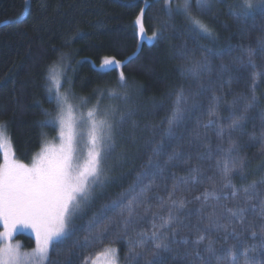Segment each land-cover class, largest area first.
Segmentation results:
<instances>
[{
  "label": "snow or ice",
  "instance_id": "1",
  "mask_svg": "<svg viewBox=\"0 0 264 264\" xmlns=\"http://www.w3.org/2000/svg\"><path fill=\"white\" fill-rule=\"evenodd\" d=\"M218 2L181 0L173 7V0H165L164 12L169 19L180 16L194 38L215 40L216 31L204 17L216 19ZM256 9L264 11V0H239L235 8L229 7V15L240 22L254 15ZM145 10L142 8L135 20L140 40L163 39L167 24L146 36ZM261 31L264 33V26ZM258 52L264 55V35L257 37L255 48L240 46L231 64L221 62L218 80L221 87L228 86V92L220 94L213 87L212 61L203 56L188 70L197 91L185 94L181 88L168 113L159 122L149 121L143 126L122 70L118 72L122 91L108 90V96L122 102L123 107L115 104L101 108V92L80 117L73 114L71 105L64 113L68 96L60 91V75L52 72L47 77V92L50 100L54 93L61 109L51 121L54 127L58 125V145L43 143L31 165L25 164L15 158L7 125L0 122V264H54L52 251L78 230L76 221L91 207L97 189L103 191L115 182L109 159L126 162L129 153L123 141L135 144L140 139L144 140L147 160L118 198L92 214L83 227V239L74 241L72 247L104 243L114 233L116 238L105 249L109 264H120L119 249L113 246L117 242L126 249L124 261L133 264L141 260L143 264H166L170 253L185 264H264V147L257 166L262 174L251 180V161L240 151L251 142L264 145V106L258 95L264 82V62L257 63ZM123 63L114 57L104 58L100 68L122 69ZM242 70L247 72V92H233L231 85L239 81ZM67 82L71 83L70 78ZM82 100L87 102V98ZM254 111L261 121L259 137L254 131L248 132ZM202 112L209 117L203 123ZM244 135L248 144L242 145ZM216 153L222 158L216 160L215 175H207L201 162L212 160ZM205 181L212 183L204 186ZM153 199L158 202L157 211H152ZM149 215L151 230L138 228ZM24 229L34 234V246L27 250L19 242L13 243L15 234Z\"/></svg>",
  "mask_w": 264,
  "mask_h": 264
},
{
  "label": "trees",
  "instance_id": "2",
  "mask_svg": "<svg viewBox=\"0 0 264 264\" xmlns=\"http://www.w3.org/2000/svg\"><path fill=\"white\" fill-rule=\"evenodd\" d=\"M177 2L181 0H173V7ZM164 3L165 0H0V22H5L0 25V122L7 125L16 159L29 164L42 144L51 141L57 133L51 121L58 106L54 94L50 100L47 92L48 71L54 63L61 69V90L76 113L87 112L101 92V108L115 104L123 107L122 102L108 96V90L122 91L118 81V72L122 70L127 77L132 103L138 107L137 119L141 126L149 121L159 122L172 108L181 88L185 94L197 91L188 70L205 55L213 64L212 80L216 82L213 87L217 94L228 92V86L221 87L218 80L219 65L221 62L231 64L232 57L239 54L240 46H257V37L264 35L261 31L264 11L256 9L254 15L237 22L229 15V7L235 8L239 0H219L214 8L216 19L204 17L217 34L215 40H209L194 38L180 16L169 19L164 12ZM142 8L146 9L143 23L147 37L154 31L163 30L165 24L169 25L163 39L140 40L135 20ZM112 57L124 62L122 69L99 68L104 58ZM256 60L257 63L264 62V55L258 52ZM238 75L239 81L231 85L232 91L247 92V72L242 70ZM258 95L264 106V82L259 85ZM82 98H87V102ZM228 98L231 99V95ZM253 116L248 123V132L254 131L259 137L260 117L255 111ZM208 119L207 113L202 112L201 123ZM240 142L248 144V136H242ZM123 144L129 159L126 162L109 159L108 164L113 166L110 175L115 182L109 183L103 191L97 189L91 207H87L82 218L76 221L78 230L52 251L54 264H84V260L93 258L116 238L113 233L104 243L93 241L88 246L72 247L74 241L83 239L86 234L83 227L92 214L99 212L101 205L110 199L118 198L133 181L136 170L147 160L143 139L135 144L130 140ZM262 147L264 145L256 141L240 149L251 161L249 180L262 174L257 170L262 162L259 155ZM220 158L222 154L216 153L212 160L201 162L207 175H215L216 160ZM121 176L124 178L120 179ZM211 183L205 181L204 186ZM161 194L164 193L161 191ZM157 207L158 202L153 199L152 211H157ZM109 215L118 219L115 213ZM195 220L194 215L192 221ZM159 223L157 219L156 224ZM151 227L150 215L138 225L146 231ZM16 237L24 240L27 247L34 244L23 234ZM113 246L119 249L120 264H133L131 260L124 261L126 249L122 243ZM173 255L167 254L166 264H185L179 256L174 260ZM140 264H143L142 260Z\"/></svg>",
  "mask_w": 264,
  "mask_h": 264
},
{
  "label": "rangeland",
  "instance_id": "3",
  "mask_svg": "<svg viewBox=\"0 0 264 264\" xmlns=\"http://www.w3.org/2000/svg\"><path fill=\"white\" fill-rule=\"evenodd\" d=\"M100 68V66H99ZM52 72H56L60 75V78H61V69H60V66L58 63H54L52 64V66L49 68V71H48V76L52 74ZM49 81V80H48ZM49 85H50V81H49ZM62 94H66L65 92H63L62 90H60ZM54 94V93H53ZM68 105H71V103L69 102L68 100V104L64 106V113L66 114L67 111H68ZM72 106V105H71ZM86 113V112H84ZM61 114V109L59 107H57V111H56V114L54 116V118H57L59 115ZM73 114L76 116V117H80V115L82 113H76L74 112L73 110ZM56 130H57V133L54 135V138L50 141H46L45 143H49L51 145H58L59 144V137H58V125L56 126ZM43 146V144H42ZM42 146L39 148V150L33 155V157L38 154L42 148ZM12 148V147H11ZM1 157H2V160L1 162H3V154L1 152ZM33 157L31 158V161L28 165H31L32 161H33ZM0 231H3V228L1 227ZM19 234H23L27 237H30L33 242H34V234L33 232L30 230V229H24L22 230L21 232L15 234L14 236V240H13V243H16V242H19L23 249L27 250V249H31L33 246L31 247H27L26 246V242L24 240H22L21 238H18L16 237L17 235ZM106 249V248H105ZM105 249H103L100 253L96 254L93 258H88L87 260H84V264H109V260H110V257L106 254V251Z\"/></svg>",
  "mask_w": 264,
  "mask_h": 264
},
{
  "label": "water",
  "instance_id": "4",
  "mask_svg": "<svg viewBox=\"0 0 264 264\" xmlns=\"http://www.w3.org/2000/svg\"><path fill=\"white\" fill-rule=\"evenodd\" d=\"M5 22H0V25L4 24Z\"/></svg>",
  "mask_w": 264,
  "mask_h": 264
}]
</instances>
